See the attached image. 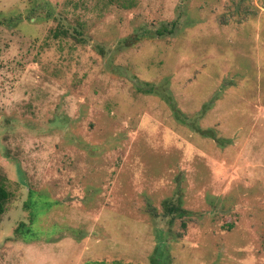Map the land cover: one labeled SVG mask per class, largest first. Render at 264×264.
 Returning a JSON list of instances; mask_svg holds the SVG:
<instances>
[{
    "label": "rangeland",
    "instance_id": "374dc122",
    "mask_svg": "<svg viewBox=\"0 0 264 264\" xmlns=\"http://www.w3.org/2000/svg\"><path fill=\"white\" fill-rule=\"evenodd\" d=\"M119 1L0 0V264H264V0Z\"/></svg>",
    "mask_w": 264,
    "mask_h": 264
},
{
    "label": "trees",
    "instance_id": "16d2710c",
    "mask_svg": "<svg viewBox=\"0 0 264 264\" xmlns=\"http://www.w3.org/2000/svg\"><path fill=\"white\" fill-rule=\"evenodd\" d=\"M120 2V6L124 7V8H130L134 5V1L133 0H121ZM73 31L75 32V34L70 33V36L74 37L77 40H81L78 38H81V34L79 31H77L76 29H73ZM163 31H157L156 35H161ZM61 34H69L67 31H65L64 29H62L61 31H55L54 33V38L60 36ZM145 93H151V89H144L143 90ZM9 199V193L5 190V188L0 184V217L4 214L5 210H6V204L8 202ZM169 207V206H167Z\"/></svg>",
    "mask_w": 264,
    "mask_h": 264
}]
</instances>
